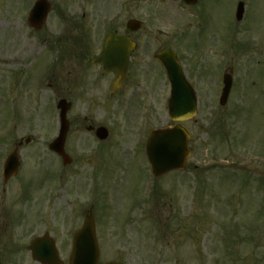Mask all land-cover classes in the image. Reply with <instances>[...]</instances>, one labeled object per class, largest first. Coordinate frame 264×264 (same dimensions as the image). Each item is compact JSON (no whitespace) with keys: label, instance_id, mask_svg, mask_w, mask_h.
Listing matches in <instances>:
<instances>
[{"label":"rangeland","instance_id":"rangeland-1","mask_svg":"<svg viewBox=\"0 0 264 264\" xmlns=\"http://www.w3.org/2000/svg\"><path fill=\"white\" fill-rule=\"evenodd\" d=\"M31 1L0 0L1 163L15 143L31 139L20 144L17 174L8 181L0 177V264H40L26 249L29 241L43 232L59 242L70 241L90 207L99 264L113 259L125 264H264V184L258 181L264 179V54L254 57L264 50V40L249 49L260 78L244 74L242 56L232 61L228 108L211 102L213 93L205 82L211 78L201 79L203 99L188 123V167L154 178L144 155L138 154L148 130L143 138L135 135L138 108L134 101L131 111L127 102L133 99L129 85L121 92L123 103L107 97L105 84L82 99V61L72 40L99 41L114 23L141 19L144 29L136 37L151 40L143 90L147 127L162 126L168 122L169 85L152 55L163 45L175 47L169 39H174L181 14L176 3L49 0L63 9L64 20L51 11L35 32L25 16ZM257 3L264 13V0ZM222 26H207L198 38L222 50L223 36L229 33L238 48L240 29L229 26L224 32ZM60 98L72 102L65 146L73 161L66 166L47 148L57 135L55 104ZM84 117L110 129L107 145L100 149L92 142ZM69 249L60 251L65 264Z\"/></svg>","mask_w":264,"mask_h":264},{"label":"flooded vegetation","instance_id":"flooded-vegetation-1","mask_svg":"<svg viewBox=\"0 0 264 264\" xmlns=\"http://www.w3.org/2000/svg\"><path fill=\"white\" fill-rule=\"evenodd\" d=\"M147 1H155L158 2L160 6H164L167 0H137V6H139L140 3H146ZM239 2H241L242 8L239 20H237L236 6ZM257 6H259L257 0H197L194 5H185L186 9L194 12L192 19L186 14H178V18L176 19V57L186 75V79L192 86L196 95L199 92V86H201L200 84L202 83L201 79L204 77L209 79L210 77L211 79H209V81L205 80V82L209 85L210 91L212 89L213 95L217 96V89L219 90L221 87L219 71L221 68L226 69V71L230 70L229 61L224 63L222 62L223 60H219L218 62L212 61L210 64V58L208 61L209 63H201V61L205 62L209 59V56L204 52V47L212 45L210 40L204 39L200 41V38H198L203 29L207 26L214 28L215 25L220 23L223 24L221 29L224 31L229 26L241 28L244 32L243 38H241L239 43V55L245 57L246 51H248V56H252L254 52L251 53L249 51L250 45H252L253 42L264 40V13L262 8H258ZM51 9L55 14L57 11L60 13L63 12V9L56 5H53ZM195 29L196 35L193 33V30ZM252 31L256 32L255 37L247 35ZM110 32L129 36L130 41L132 42L133 48L128 56L126 76L123 81H118L114 84L116 74L114 72H104L102 63L97 61L98 56L103 50L105 39H100L98 41L93 37H87L86 39L82 38V99H85V94L93 96L94 91L98 92L101 85L105 84V91H107L108 88L109 92L107 97L114 99L117 102L120 98H124V95L121 96V92L128 84L129 90L131 91L130 95L133 96V99L130 97L128 98L130 109L132 111L134 105H131L134 104V101L138 108L135 135L138 139L143 135V138L144 133L147 130H150V128L147 127L149 113L147 111L148 105L143 90L148 80L147 69L149 66L146 60L150 56L149 46L151 40L146 37H136L138 31L130 32L124 30L122 26L115 23ZM84 35L86 36L87 34L84 33ZM224 40L225 48L221 51L224 53L223 57L230 55L227 43V33L224 34ZM263 54L264 50L262 49L259 53L256 52L254 57H257L256 55L262 56ZM211 56H213V53H211ZM198 61L200 63H198ZM243 65H245V62ZM94 101L95 100L92 102ZM214 101L215 98H213L211 102L213 103ZM82 125L84 128H90L89 136L92 138V142L96 141L95 145H99V147L107 145L108 140H96L94 134L95 130H93V127L96 128L97 126L102 125V123H95L84 117V119H82ZM60 243V248L68 246L66 241Z\"/></svg>","mask_w":264,"mask_h":264},{"label":"water","instance_id":"water-1","mask_svg":"<svg viewBox=\"0 0 264 264\" xmlns=\"http://www.w3.org/2000/svg\"><path fill=\"white\" fill-rule=\"evenodd\" d=\"M43 5L42 11L35 19L31 18L33 24L40 25L43 22L48 4L40 0ZM34 13V12H33ZM35 15V13L33 14ZM136 23V22H134ZM137 26H134L136 28ZM125 45L123 37L109 36L107 50L102 56L106 68L114 69L118 73L124 74L126 53L121 50ZM166 66L170 83L171 98L169 103L170 114L174 118L178 113L194 110V99H188V87L180 75L174 53L167 51L159 55ZM227 92V89H226ZM225 92V94H226ZM70 104L61 100L58 104L60 108V130L58 137L50 143L49 147L62 155L64 163L70 161L64 153V140L68 131V121L66 111ZM98 134L103 138L106 134L99 130ZM188 133L184 128L175 127L172 129L152 131L147 141V154L150 160L153 174L159 176L172 169L183 168L186 166V157L189 155L187 149ZM18 165L16 152L9 158L8 172L15 171ZM29 249L32 257L42 264H63L57 256L56 249L51 239L43 236L31 241ZM98 246L95 237L94 220L92 214L88 212L85 216L82 228L74 236L73 248L69 257V264H97ZM118 264V263H108Z\"/></svg>","mask_w":264,"mask_h":264}]
</instances>
